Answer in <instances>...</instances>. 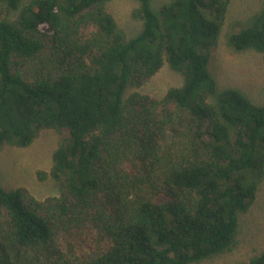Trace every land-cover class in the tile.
Returning a JSON list of instances; mask_svg holds the SVG:
<instances>
[{"label":"trees","instance_id":"16d2710c","mask_svg":"<svg viewBox=\"0 0 264 264\" xmlns=\"http://www.w3.org/2000/svg\"><path fill=\"white\" fill-rule=\"evenodd\" d=\"M110 0H0V150L43 129L60 141L56 197L0 185V264H198L236 243L264 179V102L217 90L209 70L230 0H137L129 40ZM264 53V9L232 28ZM167 64L180 87L139 88ZM264 264V251L247 262Z\"/></svg>","mask_w":264,"mask_h":264},{"label":"rangeland","instance_id":"374dc122","mask_svg":"<svg viewBox=\"0 0 264 264\" xmlns=\"http://www.w3.org/2000/svg\"><path fill=\"white\" fill-rule=\"evenodd\" d=\"M31 0H20L17 11ZM171 0H150L151 9L158 13L160 7ZM138 7L137 0H110L104 8L115 21L126 40L141 30L139 21L131 13ZM264 9V0H230L225 19L215 47L210 52L209 70L216 80L217 90H240L251 101L264 102V53L253 50L236 51L227 43L232 28L246 27L253 17ZM180 74L164 64L161 69L139 88H128L125 98L134 92L160 99L172 87H180ZM60 141V135L52 129H43L27 147L5 144L0 150V185L8 190L25 189L36 200L43 201L59 195V184L46 177L37 178V172L48 173L52 166V154ZM264 251V179L258 185L255 201L245 213L239 214L238 233L233 247L218 256L198 264H238L247 262Z\"/></svg>","mask_w":264,"mask_h":264}]
</instances>
